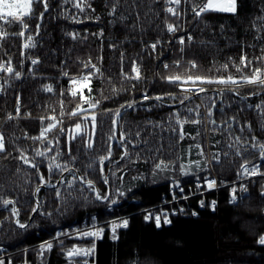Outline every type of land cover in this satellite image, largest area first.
<instances>
[{"label": "trees", "instance_id": "16d2710c", "mask_svg": "<svg viewBox=\"0 0 264 264\" xmlns=\"http://www.w3.org/2000/svg\"><path fill=\"white\" fill-rule=\"evenodd\" d=\"M108 2L109 0H92V7L96 12L89 15L99 16V22L89 20L85 23H72L60 17L62 11L59 6L60 0H50V9L45 14L40 35L34 34L35 20L30 22V27L26 30V37L32 34L38 42L36 48L24 50L22 44L26 37L17 35H9L7 39L0 41L2 45L0 63L11 59L12 66L23 73L21 79H14L0 72V85L5 88V91L0 93V131L5 133L7 149L6 152L0 153V198L15 200L14 206L19 209V216H13L12 205L5 208L0 202V222L3 223V227H0V250L7 249L9 254V257L4 259V264L22 262L26 248H29L26 256L32 264H72L67 256V249L75 247L79 242L64 239L61 246H54L51 251L45 250L42 256L38 245L53 239L58 231L66 230L71 225L92 216H98L102 221L125 217L129 222L127 229L117 233L118 239L113 240L108 232L102 237L97 246L96 264H264V247L258 244L259 236L264 235V196L261 195V187L251 186L243 195L237 194L240 198L238 202H230L229 188L226 187L236 179L242 160L250 153H252L250 165L261 159L258 151L251 148V144L264 143V130L261 127L264 124V116L259 109L255 107L250 109L247 105L255 106L264 101V89L246 85L238 89L239 96L227 90L223 93L208 90L198 99L185 101V104L181 105L179 104L181 91L176 85L161 79L171 71L184 70L183 65L179 70L163 68V63L172 65L175 59L180 58L181 54L178 51L180 45L176 42L179 36H185L184 61H196L197 68L193 70V74L211 77L228 74L238 76L231 65L227 72L217 69L226 63L230 56L239 62L241 44L249 58L261 55L260 48L264 46V40H255L253 36L257 34L264 36V28H260V21L256 20V17L264 15V0H238V14H205L203 23L195 19L191 11L195 0H187V3L182 0L180 6L182 15L179 19L170 16L168 19V22L181 24L185 29V31H177L175 36L164 30L163 21L167 14L163 11L159 12L158 16L149 14L148 26L142 35L138 29L132 30L131 26L136 23L134 12L123 22H117L115 25L109 23L116 18L107 14L109 9L105 4ZM131 2L132 0H128L129 4ZM136 2L141 12L142 23L143 12L149 4L154 9L163 6V0L160 3H156L155 0H136ZM34 8L36 12L42 11V6L35 5ZM121 12L124 16H129V9L122 7L118 10L117 16ZM0 25L9 33L20 30L16 24L2 20ZM221 25H223V36ZM257 28H260L259 33L256 31ZM101 29H103L102 38L93 35L99 33ZM68 31L79 32L81 36L86 35L87 39L73 40L65 35ZM189 32L195 41L192 44L187 41ZM212 37H214L212 47L196 43ZM157 39L164 41L163 47L161 50L158 46L157 58H152L148 55L145 46ZM169 40L173 42L167 43ZM113 43L116 45L115 49L110 48V44ZM22 51L25 52L24 57H21ZM121 52L124 54L123 60L120 57ZM29 57L38 58L40 63L32 65ZM89 57L103 73V78H93L90 94L92 98L99 100L100 104L96 109H90L87 104L83 105L84 108H88V113L85 114L90 115L94 111L97 116L95 144L89 153L93 160V169L86 168L89 157L84 155L86 149L79 138L72 142V155L77 157L74 163L75 167L79 168V172L75 174L86 175L87 179L94 180L96 188L102 194L110 193L109 200H97L96 193L87 189L79 180L75 189H69L67 183L72 180V174L65 172L61 176L56 171L49 174L48 160L41 157H35L40 164L39 170L44 173L45 180L50 179L56 184V188L43 187L40 193L36 194L35 188L40 183L36 170L14 158L19 155L16 149L26 150L29 158L35 156L36 148L43 149L39 141L33 143L24 136L25 133L28 137L39 134L42 127L40 117L55 115L57 119L62 120V126L66 130L71 129L75 123L81 122L80 116L68 115L77 104L81 103L78 96L72 97L70 94V77L87 71L80 65L81 61H87ZM21 59L24 60L22 66ZM132 60H136L141 69L143 79L139 81L123 79L121 69L124 74L135 75L131 72ZM65 61L66 64L63 63ZM254 63L259 65L257 61ZM62 69L68 71L69 77L62 75ZM244 71L247 73L248 69ZM43 85L53 86L54 92L44 91ZM121 85L129 90L113 94L112 88L115 86L119 89ZM132 85L136 87L133 89ZM61 90L64 92L62 96ZM145 91L153 97L172 93L178 99L174 101L165 98L163 101L149 100L142 105L137 104L136 111L129 110L127 115L122 117L126 130L131 125H145L151 128L148 121L165 122V129H168L166 121L169 113L179 111L181 116L186 115L185 106L195 108L196 105H201L200 118L206 120L207 107L212 100H215L217 106L213 118L220 116L218 109L222 107L226 114L224 119L233 115L237 119L232 122L230 129H227L226 125L220 128L219 120L217 125L209 123L208 145L204 132L205 123L185 124V133L196 135L197 130L200 132L195 140L186 138L176 142L174 134L170 130H165L162 136L166 152L160 158L165 160L171 158L175 161L172 169L154 173L152 163H144L143 160L135 163L120 161L118 165L106 161L104 174L108 176L109 183L104 184L100 179V164L96 159L106 154L107 136L111 128V113L105 114L104 110L114 111L126 102L134 99L140 101ZM253 92H258L259 95H251ZM17 95L20 97L19 117L8 121L7 114L16 116ZM84 95H89L87 90ZM244 97L248 98L243 99ZM60 101H63L65 113L63 117L60 116ZM229 104L231 107L228 106ZM149 107L151 110H145ZM48 122L45 119L44 124ZM247 123H251V130L245 127L244 131L240 132L239 128ZM172 127L178 126L172 122ZM88 130L91 131L90 123ZM152 130L160 132V129ZM57 132L58 129L49 133L48 138L52 139L56 136L59 139L60 150L64 155L58 160L63 163L68 160L67 140L66 136H58ZM235 136H240L242 143L234 144L229 148L228 144L234 143ZM253 137L256 139L253 140ZM197 143L204 149L203 156L198 155L199 150L194 147ZM169 145L171 147H168ZM189 145L193 146L191 151L188 150ZM236 149H240L241 156L236 155ZM206 150L209 151L211 158L216 153L220 154L218 163L214 160L211 162L213 169L207 162ZM224 153L228 155L225 156ZM55 154L54 150L48 153V156ZM121 154V149L115 143L112 160H119ZM132 159L135 160V156ZM195 161H200V168L195 166ZM121 168L123 171H119ZM113 170L116 171L115 176L112 175ZM185 171L195 175L185 176ZM212 173L217 176L221 188L217 192L199 195L197 198H189L183 202L185 212L173 217L170 225L157 228L153 221L148 222L144 219L143 212L171 200L169 191L171 183L179 181L186 192L190 187L193 188L188 182L197 181V176L201 182ZM61 179H64L65 183L57 184ZM57 190L61 193L60 198L55 195ZM120 193L123 195L121 196ZM113 199L117 203L112 204L110 201ZM201 200L206 204L203 208L199 203ZM213 200L216 201L215 211L207 207ZM36 201H39L40 207L32 219L34 213L31 209L35 207ZM193 211L198 215H192ZM17 219L28 227L20 228L15 223Z\"/></svg>", "mask_w": 264, "mask_h": 264}, {"label": "snow or ice", "instance_id": "6c2138e0", "mask_svg": "<svg viewBox=\"0 0 264 264\" xmlns=\"http://www.w3.org/2000/svg\"><path fill=\"white\" fill-rule=\"evenodd\" d=\"M156 3H160L161 0H155ZM184 3H187V0H183ZM182 4V0H163V6L160 9H154L151 4L148 5L147 9L143 12V18L144 22H141V12L138 10V5L136 0H132L131 4L128 3V0H109L108 3L105 4V7L108 8V15L110 17H114L116 19L110 20L109 23L115 25L117 22H123L124 20H127L132 13H135V20L136 23L133 24L132 30H139V33L142 35L143 32L146 30V27L148 26V17L151 13L153 16H158L159 12L163 11L167 15L165 16V19L163 21L165 25V31L175 36L177 31H185L183 26L181 24L175 23V22H168L169 16L170 17H176L179 19V17L182 15L180 6ZM39 5L42 6V11L36 12L34 6ZM70 5L71 7H67ZM59 6L61 7L62 11L60 13V17L69 20L72 23H85L89 20H94L95 22H99L100 17L99 16H91L89 13H95L96 9L92 7V0H60ZM127 8L129 9V16H124L121 12L119 16L118 10L121 8ZM238 0H195L193 7L191 8L192 13L194 14V18L203 23V18L205 14L210 13H220V14H229V15H236L238 14ZM50 9V0H0V20L5 21L6 23L10 24H16L18 28L20 29L16 33H9L7 30L0 25V41H3L8 38L9 35H17L19 37H26V30L30 27V22L32 20H35L36 23L34 25V34L35 36H39L41 32V25L44 21L45 14L49 12ZM73 9L75 11L73 12ZM256 20L260 21V28H264V15L256 17ZM157 27H159L157 25ZM221 28V34L223 36V25L220 26ZM260 28H257V33H259ZM65 35L71 37L73 40H86L87 36H81L79 32L76 31H68L65 33ZM93 35H96L98 38L103 37V29L100 30L99 33H93ZM253 39L255 40H264V36L260 35H254ZM187 41L189 44L194 43L193 35L189 32L187 34ZM173 41L169 40L167 43L171 44ZM180 47L178 49L179 53L181 54L180 58L175 59L172 62V65H169L168 63H163L164 69H170L175 68L177 70L181 69V66L183 65L184 70L183 71H171L169 74L164 75L161 77L162 80L174 84L177 87L181 88V98H179V104L184 105L185 101L191 100L193 96L199 97L201 93H204L208 91L204 87V85H211V84H217L224 86L220 89V93H223L225 90L229 92H233L235 95L239 96L238 89L250 85L254 86L256 88L264 89V46L260 48L261 55L254 56L253 58H249L248 54L244 51V46L241 44V54L239 56V62H237L236 59L232 58L231 56L228 57V61L217 69V71H224L227 72L229 69V65L232 66V68L235 69V72L238 73V76H234L232 74H228L226 76H218V77H211L206 75H200V74H193V70L197 68V64L195 60L190 61H184L183 54L185 53V36H179L176 41ZM37 41L35 40L34 36L32 34L27 35L25 42L22 44V48L24 50L28 49H34L37 47ZM164 41L157 39L155 42H152L150 44H147L145 47L148 50V55L152 58H157L156 53L158 46L161 48L163 47ZM199 45L205 46V47H212L214 43V37L208 39V40H200L198 42ZM239 43V42H237ZM2 46V45H0ZM116 45L110 44V48L115 49ZM249 47H255V45H249ZM25 52H21V57H24ZM123 53H120L121 60H123ZM31 60L32 65H37L40 63V60L32 59ZM102 59V57H101ZM254 61L259 62V65L255 64ZM24 60L21 59L20 64L23 65ZM66 64V61L63 62ZM81 68L85 69L87 71H82L78 76L70 77L71 82V89L70 94L72 97H79V100L81 103L77 104L76 108L68 113L70 117H81V122H77L74 124V126L71 129H65L62 126V120L57 119L55 115L49 116V117H40L41 121V129L39 131V134L37 136L28 137L27 133L24 134L25 139H31L33 143H36L37 141L40 142V144L43 146V149L36 148L35 149V156L32 158H29L26 150H21L19 148L16 149V151L19 153L18 156L14 157L15 159L21 161L23 164L28 165L30 168L36 170V174L39 177L40 183L35 188V193L38 194L41 191V188L43 187H52L56 188V184H53L50 179L45 180V176L43 172H40V164L35 160V157H41L48 160L47 163V169L49 174L56 171L63 176V173L68 172L72 174V180L67 183V187L69 189H75L76 188V182L79 180V182L82 185H85L87 189L93 191L96 193V199L97 200H103L108 201L109 195L108 194H102L95 185V181L92 179H87L86 175L84 176H77L75 173L79 172V168L75 167V161L77 160V157L72 155V142L76 140L77 138L80 139L81 143L84 145V148L86 149L84 155L88 158V162L86 163V168L93 169L94 164L92 158L89 156V153L93 150L94 144H95V135H96V128H97V116L96 113L93 111L90 115H87L85 113H88V108H84L83 105L87 104L90 109H96L98 105L100 104L99 100H95L91 97L92 92V80L93 78H103V73L101 70L96 66V64L92 63L91 57L88 58L87 61H81ZM244 69H248V72L245 73ZM31 71V69H30ZM62 75L65 77H69V73L66 69H62ZM0 72L6 73L9 77H12L14 79H21L23 73L16 68L12 66L11 59H9L7 62L0 63ZM131 72L135 73L134 76H130L128 74L123 73V69H121V73L123 75L124 80H141L143 79L141 75V69L137 65L136 60H132L131 62ZM185 85H191V87H185ZM136 85H132V88L134 89ZM43 90L49 93L54 92V88L51 85H43ZM85 90L88 91L89 95H84ZM129 89H126L123 85L119 89H117L115 86L112 88L113 94H118L120 91H126ZM5 91V88L3 85H0V93H3ZM60 95H64L63 90H61ZM251 95H259L258 92H253ZM108 97H105L107 99ZM165 98L170 100H177V96L172 93H166L164 96L156 95V96H149L148 93L145 91L142 93V98L140 101H136L135 99L129 102H126L124 104H121L119 108L115 109L114 111L111 109H105L104 113H111V128L109 131V134L107 136V148H106V154L103 156H99L96 159H98L100 168V179H102L104 184L109 183V178L107 175L104 174V164L105 162L119 164L120 161H125V163H135L140 160H143L144 163H152L153 172L156 171H167L172 169V167L175 164V161H173L171 158L165 160L163 158H160L163 156V154L166 152L165 145L163 143V136L162 133L165 130H170L174 134V138L176 142L182 141L184 139H192L195 140L197 136L200 135V132L197 130L196 135H192L191 133H185L184 126L185 124H192V125H199L204 124L205 120L200 118V112L199 108L201 105H196L195 108L193 107H187L185 106V112L186 115L181 116L179 111H173L169 113L167 117V124L168 129H165V122H153L148 121V125H151V128L145 126V125H131L127 130L124 128L125 121L122 119L123 116H126L128 111H136L137 104H144V102L149 100H155V101H163ZM248 97H244L243 99H247ZM16 116L14 117L12 114H7L6 119L8 121L17 119L19 117L20 113V97L17 95L16 97ZM61 105V112L60 116H64L63 111V101H60ZM231 107V104L228 105ZM248 108L255 107L256 109L260 110V113L262 116H264V101H261L260 104H257L255 106L249 104L247 105ZM217 109L215 100H212L210 106L207 107V123H210L212 125H217L219 120V127L223 128L225 125L227 126V129L232 128V122L236 121V116L229 117L227 119H224L223 117L226 115L223 111V108L221 107L218 109L220 112V116L217 118H213L214 116V110ZM145 110H151V108H147ZM31 115L30 113L28 114ZM47 119L49 122L45 125L44 121ZM87 123H83V122ZM172 122H174L178 127H172ZM83 123V126H82ZM91 124V131L88 130V124ZM238 123V121H237ZM245 127H247L249 130H251L252 125L251 123H247L244 126H241L239 128L240 132H243ZM262 130H264V124L261 125ZM58 136H66L67 140V156L68 160L61 163L59 162L58 158L64 155V152L60 150V144L59 139L54 136L52 139L48 138V134L53 132L54 130H57ZM152 129H160V132H155ZM225 129V130H227ZM119 130V134L117 135V131ZM218 130V129H216ZM232 135L231 133L229 134ZM256 137H253V140H255ZM113 142L116 143V145L121 149L122 154L119 157V160L113 161ZM219 143V141H217ZM242 143L240 136L234 137V143H229L228 147L232 148L234 144ZM168 147H171L169 145ZM192 145H189V151L192 149ZM196 149H198V155L203 156L204 155V149L201 146V144L197 143L194 145ZM251 148L258 151L259 157L264 160V143H252ZM55 150L56 154L54 156L49 157L48 153L53 152ZM6 139H5V133L3 131H0V153L6 152ZM142 153H146V156H142ZM9 155L11 153H8ZM225 156L228 155V153H224ZM236 155L241 156L242 152L240 149H236ZM252 153L249 154L248 157H245L240 166L239 171L237 173L238 176H264V172L260 171V166L257 164H253L251 167H249V160ZM133 156H135V160H133ZM212 160L216 161L217 163L220 160V154L216 153L212 156ZM195 166L197 168L201 167L200 161H195ZM210 163V161H209ZM71 165V166H70ZM183 167V166H181ZM119 171H123V169H119ZM17 172H19V169H17ZM195 175L193 173H189L188 171L184 172V175ZM112 175H116V171H112ZM123 177L121 176L120 179ZM197 181H199V177L197 176ZM64 179H61L57 181V184H64ZM175 187L179 188V191L183 193V188L179 186V181H176L174 184ZM201 187H205L208 190H213L217 187V181L215 179H208L205 177L204 184L200 185ZM241 192H247V186L242 185L239 189ZM82 191V189H81ZM56 197L60 198L61 193L59 190L55 192ZM122 196L123 193H120ZM262 196H264V192L261 193ZM175 199V195L173 196ZM184 199H187L188 197H183ZM85 199H87L85 197ZM237 200V188L232 187L231 194H230V202H236ZM0 202H2L3 206L7 208L8 206L12 205L11 207V213L13 216H19V209L15 207L16 204L15 200L12 199H3L0 198ZM112 204L117 203L115 199L110 201ZM200 206H205V201L201 200ZM40 207L39 201L35 202V207L31 209L33 213H36ZM216 208V201H211V209L215 211ZM175 214V213H173ZM192 215H198V213L193 212ZM8 218L6 217L5 220ZM146 220H152L155 223V226L157 228L161 227L162 224H171V219L169 218V215L167 212L162 213V215H153L152 213H148L145 216ZM15 223L20 228H27L28 225L21 223L18 219L15 221ZM129 226V222L127 219L123 220L122 223L117 224L115 221L112 222L111 225V233H112V239H118V236L116 235V230L118 227L127 228ZM0 227H3V223L0 222ZM103 232V229L96 228L95 230H87V229H76L74 233H66V232H60L57 233L54 237L55 240L59 241L60 236H69L74 235L79 238H99L101 236V233ZM60 243H63L62 241H59ZM258 244L262 247H264V235H260L258 238ZM53 248V241H45L40 245V255L42 256L44 254V251H51ZM95 253V243L94 241L91 243V245L87 248L83 247H73L70 249H67V256L72 259V264H76L74 257L77 256H83L88 257L92 256ZM0 264H4L3 260H0ZM83 264H88L87 260L83 261Z\"/></svg>", "mask_w": 264, "mask_h": 264}, {"label": "built area", "instance_id": "2783aa9c", "mask_svg": "<svg viewBox=\"0 0 264 264\" xmlns=\"http://www.w3.org/2000/svg\"><path fill=\"white\" fill-rule=\"evenodd\" d=\"M256 164L260 166V171L263 172L264 171V160L258 161ZM251 166L252 165H249V167H251ZM241 177H243L242 178L243 180H247L248 179L247 181L249 182L251 180H255L257 178H260V175L252 176V177H249V176H241ZM200 185H202V183H199L197 189L200 190V194L201 195H205L207 192L214 191V189H213V190H208L206 192V191H204V187H201ZM215 189L216 190H219L220 187L219 188L216 187ZM188 191H189V194L186 195L184 193V191H183L184 195H182L183 193H181L178 190V192L175 195V199L173 198L174 194L171 192V195H170L171 200L168 201V203H170V204H166L165 203L162 206L161 205L158 206V207L162 208V210L160 212L152 213L151 211H153V209L146 210V211L152 213L153 215H162V213L167 212L168 215H169V218L172 221V218L173 217H177L180 214H182V213L185 212V207L183 205H180L179 203L186 202L189 198H194V197L197 196L196 193L193 194V188L192 187H190L188 189ZM185 196H187L188 198L187 199H184L183 197H185ZM174 204L176 206H174ZM205 206H206V204H205ZM193 212H195V211H193ZM173 213H175V214H173ZM125 219H127V218H125V217H117V218H113V219L108 220V221H102V220L99 221V220H97L96 216H93L91 218H88L86 220H83L80 223H77V224L72 225L70 228H68L66 230H60L57 233H60V232L74 233L76 229L95 230L96 228H99V229H103V232L101 233V236L99 238H92V237L79 238V237L74 236V235H69V236H60L59 237V241H62L63 242L64 239H69V240H72V241H76V242H79V244H77L75 247H83V248L89 247L91 245L90 243H92L94 241V243H95V253H94V255L88 256V257L77 256V257H74V260H75L76 264H83V261L84 260H87L88 261V264H96L97 246H98L99 241L102 239V237L104 236V234H105L106 231L107 232L110 231V233H111V225H112V222L113 221H115L117 224H120ZM146 221L150 222L152 220H146ZM162 225H170V224H162ZM121 229L124 230V229H127V228L118 227L116 231L118 232ZM47 241H53V247L54 246H61L63 244V243H60L59 241L55 240L54 238L51 239V240H47ZM42 243H44V242H42ZM42 243H40L38 245L39 248H40V245ZM28 251H29V248L24 249L25 258H24V260L22 262H18L17 264H32L28 260V258L26 256L28 254ZM6 257H9V254H8L7 249H1L0 250V258L4 261V259ZM69 260L72 262V259L69 258ZM9 264H12V263H9Z\"/></svg>", "mask_w": 264, "mask_h": 264}, {"label": "rangeland", "instance_id": "374dc122", "mask_svg": "<svg viewBox=\"0 0 264 264\" xmlns=\"http://www.w3.org/2000/svg\"><path fill=\"white\" fill-rule=\"evenodd\" d=\"M185 87H191V85H185ZM204 87L206 88V89H208V90H214L215 92H220V89L221 88H223L224 86H222V85H217V84H211V85H204ZM180 91H181V88H179V87H177ZM203 93H201L200 95H202ZM192 99H198V97H196V96H193L192 97ZM206 117V120H205V128H204V132H205V136L207 137V144L206 145H208V133H209V123H207V116H205ZM114 145H115V142H113V147H114ZM209 148V147H208ZM206 149H207V146H206ZM206 155H207V162L209 163V161H210V163H209V166L211 167V169H213V167H212V165H211V162H212V158H211V155L209 154V151L208 150H206ZM210 155V156H209ZM262 159H260V161H261ZM256 164V163H255ZM250 165V164H249ZM253 165V164H252ZM264 172V171H263ZM208 179H215L216 181H217V187L219 188H221V184H220V182H219V180H218V178H217V176L215 175V173H212L211 174V176L210 177H207ZM243 177H241V176H236V179L232 182V183H230V184H227V188H229V193L231 194V189H232V187H236L237 188V194H240V195H243V193H245V192H241L239 189H240V187L242 186V185H246L247 186V189H249V187H251V186H254L255 188L256 187H261V193L262 192H264V176H260V178H257V179H255V180H251V181H247V180H243L242 179ZM255 181V182H254ZM203 182V183H202ZM199 183H202V184H204V180H202L201 182H199V181H194V182H192V183H190V182H188V184H192L193 185V194H197V196L196 197H194V198H197L199 195H201L200 194V190H198L197 188H198V185H199ZM174 184L175 183H171V185L169 186L170 188H169V191H170V195H171V192L174 194V195H176V193L178 192V190H179V188H177V187H175L174 186ZM259 185V186H258ZM179 186L180 187H182L180 184H179ZM183 188V187H182ZM204 191H208V189L206 188V187H204ZM218 190H216L215 188H214V191H210V192H207L206 194H211V193H213V192H217ZM188 194H189V191H186ZM186 192L184 191V193L186 194ZM184 193L182 194V195H184ZM187 195V194H186ZM238 196V195H237ZM238 200H240V198L239 197H237V200H236V202H238ZM163 204H165V202L164 203H162L161 204V206L163 205ZM166 204H170V203H166ZM180 205H182V202L181 203H179ZM160 206V205H159ZM174 206H176L175 204H174ZM158 207V206H157ZM207 207H209V208H211V204L209 203V205H207ZM203 208V207H202ZM152 213H154V211H151ZM148 213H150V212H147V211H145V212H143V216H144V219H145V216L148 214ZM183 214V213H182ZM181 215V214H180ZM146 220V219H145ZM72 226V225H71ZM128 228V227H127ZM122 230V229H121ZM121 230H119L118 232L116 231V235H117V233H119ZM109 234L112 236V234L110 233V231H109ZM91 244V243H90ZM0 260H2L1 258H0Z\"/></svg>", "mask_w": 264, "mask_h": 264}, {"label": "bare ground", "instance_id": "6f19581e", "mask_svg": "<svg viewBox=\"0 0 264 264\" xmlns=\"http://www.w3.org/2000/svg\"><path fill=\"white\" fill-rule=\"evenodd\" d=\"M162 210V208H160V207H155V208H153V211H154V213H157V212H160ZM93 217V216H92ZM91 218V217H90ZM96 218H97V220H99V221H101L102 219L100 218V217H98V216H96ZM107 233V231L105 232V234ZM109 233V232H108ZM104 234V235H105Z\"/></svg>", "mask_w": 264, "mask_h": 264}, {"label": "water", "instance_id": "95a60500", "mask_svg": "<svg viewBox=\"0 0 264 264\" xmlns=\"http://www.w3.org/2000/svg\"><path fill=\"white\" fill-rule=\"evenodd\" d=\"M35 198H36V195H35ZM34 216H35V213L33 214L32 219L34 218ZM32 219H31V220H32Z\"/></svg>", "mask_w": 264, "mask_h": 264}]
</instances>
